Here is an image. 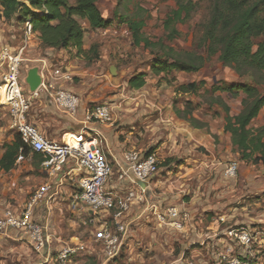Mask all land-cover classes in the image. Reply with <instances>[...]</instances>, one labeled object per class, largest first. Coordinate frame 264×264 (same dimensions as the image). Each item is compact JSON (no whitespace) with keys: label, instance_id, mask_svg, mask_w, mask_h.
<instances>
[{"label":"rangeland","instance_id":"obj_1","mask_svg":"<svg viewBox=\"0 0 264 264\" xmlns=\"http://www.w3.org/2000/svg\"><path fill=\"white\" fill-rule=\"evenodd\" d=\"M193 1L198 2V8L189 22L177 26L180 36L172 42L164 40L163 43L174 51L192 52L202 56L203 66L196 73L172 72L154 76L150 71L154 58L152 52L143 49L142 45H133L126 25L114 22L109 29L93 31L88 29L86 22H79L83 28L85 49L94 45L97 59L90 63L87 59L76 56L74 51H69L74 72H70L73 80L67 88L78 96L79 101L87 103L88 107L104 103L110 106L113 119L111 129L123 132V136L118 137L120 142H125V136H130L127 148L132 144L137 152L145 154L151 151L157 156L158 173L153 178L154 184L148 197L150 204L157 206V214L153 216L147 212L142 216L136 230L125 241L121 255L108 262L104 261V245L99 241L97 226L90 224L86 217L85 225L77 219L72 221L74 224L70 219L64 220L65 245L85 248L82 253L71 257L69 264H172L180 255L183 258L178 264H190L195 255L207 257L203 246L191 245V238H181L183 234H190L189 228L186 231H177L156 220L158 214L161 215L171 206L179 207L189 215L194 207L211 206L213 208L209 211L218 209L219 214L225 215V222L219 221L220 229L226 231L233 227H243L253 233H260L255 237H264V167L257 155L251 160L241 161L240 155L232 150L230 136L223 131L224 112L213 103L216 97L221 98L234 116L242 109L244 95L231 97L223 92L212 91L214 88H225L251 80L249 77L239 78L231 69L223 66L217 58L218 55L211 58L205 56L203 49L198 46L195 25L206 14L207 0ZM97 5L105 18L115 12L127 20L144 21L142 34L144 38L155 43L163 38L162 25L175 8V0H98ZM35 39L32 38V47L25 51L23 58L37 59L44 56L43 53L35 51ZM259 41L264 42V37L257 39L256 43ZM22 43L23 24L5 21L0 13V49L7 47L17 50ZM58 67L63 66L58 62L53 68ZM23 68L22 64L21 71ZM139 73L146 75L145 86L139 90L130 89L128 80ZM20 83L23 94L27 97L29 93L21 76ZM190 84L196 86V92H175L178 86ZM40 107L38 99L32 100L27 115L28 121L39 131V121L34 122L31 117L33 113H39ZM54 109L48 112L46 120L50 119L55 124L62 125L59 116L64 115ZM175 109L180 112L189 111L195 119L207 123L208 129L192 128L176 117ZM9 125L7 109L0 101V145L11 144L17 135ZM263 125L264 108L249 128L255 130ZM46 128L51 130L48 132L51 138L47 140L56 137L60 141L61 135L57 130H52L50 125ZM70 143L76 144L77 141L71 140ZM100 146L113 168L114 176L111 180L115 179L117 168L107 154L103 139ZM231 164L237 167L234 177L225 174V169ZM1 199L0 195V201ZM6 199L5 203L9 201ZM210 215L216 219L221 217L213 213ZM190 216V220L194 218V215ZM10 237L14 240L0 236V264H44L43 256H33L35 251L26 240H17L20 237L24 239L23 234H13ZM226 245L231 246L236 256L237 252L243 254L242 251L251 250L252 253L247 258L252 264H264L263 241L261 246L252 245L249 248L239 247L229 241ZM192 249L194 252H191ZM57 251L51 250L48 264Z\"/></svg>","mask_w":264,"mask_h":264},{"label":"trees","instance_id":"obj_2","mask_svg":"<svg viewBox=\"0 0 264 264\" xmlns=\"http://www.w3.org/2000/svg\"><path fill=\"white\" fill-rule=\"evenodd\" d=\"M97 3L98 0H0V13L5 21H16L18 24L29 21L43 51H74L76 56L91 63L97 59V52L94 45L84 49V33L79 22H86L93 31L109 29L116 22L126 25L135 47L142 45L143 49L152 52L154 58L150 71L154 76L172 72L196 73L202 68V56L174 51L163 43L164 40L172 42L180 36L177 26L190 21L198 2L175 0V8L162 25L163 38L155 43L144 38V21L127 20L115 12L112 18H105ZM195 29L198 46L207 58L218 55L223 66L239 78L249 77L251 80L212 90L231 97L243 94L242 109L237 115L230 114V108L221 98L216 97L213 103L224 112L223 131L230 136L232 150L240 155L241 161L251 160L257 155L264 167V125L255 130L249 128L264 108V42L256 43L257 39L264 37V0H207L206 14ZM159 52L162 54L159 55ZM145 77L143 73L132 76L127 82L128 87L141 89L145 86ZM175 92L194 93L196 86L180 85ZM175 115L194 129H208L207 123H201L189 111L175 109ZM21 148L22 153L19 154ZM5 149L0 159V170L4 172L14 167L19 156H41L25 146L19 135H15ZM146 154H151V151Z\"/></svg>","mask_w":264,"mask_h":264},{"label":"built area","instance_id":"obj_3","mask_svg":"<svg viewBox=\"0 0 264 264\" xmlns=\"http://www.w3.org/2000/svg\"><path fill=\"white\" fill-rule=\"evenodd\" d=\"M33 37L31 23L26 21L23 23L22 45L17 50L7 47L0 49V101L7 109L9 128L20 136L24 145L32 152L43 157L42 167L47 169L49 179L61 172L68 160H72L82 172L83 176L78 183L77 202L89 209L88 222L98 227L99 241L104 245V261L108 262L122 253L130 229V224L125 222V216L134 199L132 192L117 196L109 188L114 172L104 156L100 146L103 136L96 127L112 123V110L105 103L88 107L83 132L88 131L89 134H86V137H76L79 139L76 144H59L47 140L27 119L32 100L46 98L58 112L73 118L79 108V98L67 88L73 79L64 67L54 70L41 68L42 82L39 89L27 97L23 94L20 83L23 55ZM21 153L22 148L19 149V154ZM115 163L118 180L134 186L153 180L158 173V158L154 153L127 152L123 154L121 163ZM236 171V165L231 164L225 169V174L234 177ZM51 187V183L46 182L37 188L19 212L5 210L0 215V236L23 234L36 252L43 251L48 240L46 227L36 221L35 209L45 200ZM112 211H115L114 214L109 215ZM157 221L177 231H183L184 227L190 224L189 215L172 206L166 208L161 215L158 214ZM224 236L243 248H249L255 242L254 236L242 227L230 228L225 231ZM82 251L84 246L63 247L57 251L50 264H69L71 257ZM49 258L51 259L50 255ZM218 258L219 264H252L250 259H241L234 255L230 245H226L218 253ZM50 259H45L44 264H48Z\"/></svg>","mask_w":264,"mask_h":264},{"label":"crops","instance_id":"obj_4","mask_svg":"<svg viewBox=\"0 0 264 264\" xmlns=\"http://www.w3.org/2000/svg\"><path fill=\"white\" fill-rule=\"evenodd\" d=\"M112 16L106 18L110 19L112 18ZM34 38H36L35 41H33L35 44V51L43 53L44 56L39 57L37 59L24 57V62H23L24 68L21 71L22 81H24L27 69L33 66H39L40 70L41 68H45V67L54 70L56 69L53 68L54 64L59 62L61 63V66L67 69L69 73L71 71L74 72V69L72 68L69 59L70 56L68 52L66 51L53 52L50 50L43 51V49L40 47V43L37 39L36 34H34ZM31 47L32 44H30L27 50H30ZM83 47L85 49L84 43H83ZM38 101L41 106L39 113L37 114L33 113V116L31 118L33 119L34 122L39 121V127L41 130L40 132L46 135L45 137L46 139L51 138L48 136V132L51 130H48V128H46L47 125H50V127L53 128L52 130L55 131L57 130V133L61 135L60 141L56 140L55 139L56 137L52 138L49 141L55 142L56 140L58 141L59 144L65 142L70 143L71 140H75V141L78 140L76 138L77 135L84 137L86 134H89L88 131L87 132L82 131L80 133H76L70 128L68 123H65L63 121V119H67L68 121L75 124H82V123L84 124L85 113L88 106L87 103H84L83 100L79 101V108L77 114L73 118H69L64 114H62L64 116H59L62 125L55 124L54 121L50 119L49 121L46 120L48 112L50 111L52 112L54 109L52 103L46 98L38 99ZM111 126L112 125L110 124L107 126H103V127L101 126L96 128L99 129L100 133L103 136L106 151L108 156L110 157V160L111 161L113 160L114 163L115 162L121 163L122 156L124 153L135 150L133 149L134 147L132 146V144L130 147L127 148L128 143H130L129 142L130 136L129 137L125 136V142H120L118 140V137L123 136V132L116 131V129L113 130L111 129ZM5 146L6 145L4 144L0 145V159L2 155L5 153L6 150ZM229 158L231 157L229 156ZM42 160H43L42 156H39V158L38 157L34 158L31 154L28 155L27 157L19 156L14 164V167L9 172H4L0 170V195L2 196V199L0 201V212L3 210L0 213V215L5 210L19 212L23 208L29 196L37 188H39L46 182L51 183L52 187L50 193L46 196L45 200L42 201L35 209L36 221L41 226L45 225L46 227V235L48 240L44 250L40 253L36 252L30 246L26 236H24L25 237L24 239H21V237L19 239L17 238V240L20 241L26 240L28 245L35 251V254H33V256H37V254H39L43 256V260L45 262V259L47 260L50 259L49 255L51 253V250L53 249L60 250L66 246L72 247L70 245H65V240H63L66 237L64 220L68 221V219H70L71 220L70 222L74 224V222L72 221L77 219L81 221L83 225H85L86 224L85 217L88 220V215L90 214V212L88 208H85L84 206H82L77 202L76 197L79 193L78 183L83 175L82 172L75 166L74 162L72 160H68L67 164L62 168L61 172L55 174L52 178L49 179L47 175V169L42 167ZM114 166L117 167L116 163ZM115 174H116L115 179H112L109 182V188L114 192V194H116L117 196H125L129 192H132L134 195V199L133 201H131L129 210L125 216V222L130 224L129 236L126 239L127 241L128 238L131 237L132 231L136 230V227H138V221L141 219L142 216H145L147 212H149L148 214L153 216L157 214V206L154 204H150L149 202L150 200L148 199L149 192L151 191L154 182L153 180H151L149 182L139 183L138 185L134 186L126 182H120L117 177L118 170L115 171ZM6 198H8V200L11 202L8 201L6 202L8 204H6L5 203V200H7ZM135 208L137 209V211H134ZM194 208L195 209H191L190 211V215H194V218L190 220L189 226H186L183 229L184 231H186L187 228H189L190 234L188 235L183 234L181 238H191V240H193L190 243L191 245L203 246L204 247L203 251H205L207 257L203 255L202 256L195 255L193 257V261L190 264H219L218 253L225 247V245L229 241L224 236L225 230L220 229V225H219V221L225 222V215L222 216V214H219L220 212H218V209L209 211L210 209L213 208L211 206L202 207V208L194 207ZM153 209H156V211H152ZM180 210L184 212L183 209ZM210 212L213 213L215 216L219 215L221 217L217 219L211 217ZM190 215L189 218H191ZM248 231L251 232L250 230ZM257 233L258 232H254V233L251 232L252 236H254L255 238V242H254L255 247L261 246V241L264 242V237L263 238L258 236L255 237ZM8 238L10 240H14L11 237ZM55 241H57V243ZM60 241H63V243H61ZM94 246H96V244ZM193 250L194 249H192L191 252H194ZM242 252L243 254L237 252L238 256L241 259L247 258V256L250 255V253H252L251 250L249 252L248 251L246 252L242 251ZM182 258L183 256L181 255L178 256V258H175V261H173L172 264H178V262L181 261Z\"/></svg>","mask_w":264,"mask_h":264},{"label":"water","instance_id":"obj_5","mask_svg":"<svg viewBox=\"0 0 264 264\" xmlns=\"http://www.w3.org/2000/svg\"><path fill=\"white\" fill-rule=\"evenodd\" d=\"M111 73L113 74L112 70H111ZM23 82L29 94L36 92L39 89L41 82H42L41 74H40V67L33 66V67L28 68ZM63 121L65 123H68L70 128L76 133H80L85 130V126L83 123L75 124V123L68 121L67 119H63Z\"/></svg>","mask_w":264,"mask_h":264},{"label":"bare ground","instance_id":"obj_6","mask_svg":"<svg viewBox=\"0 0 264 264\" xmlns=\"http://www.w3.org/2000/svg\"><path fill=\"white\" fill-rule=\"evenodd\" d=\"M77 142L79 141V139L78 140H76Z\"/></svg>","mask_w":264,"mask_h":264}]
</instances>
